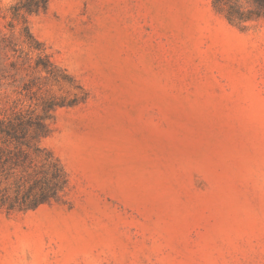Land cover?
Wrapping results in <instances>:
<instances>
[{
	"label": "rangeland",
	"instance_id": "rangeland-1",
	"mask_svg": "<svg viewBox=\"0 0 264 264\" xmlns=\"http://www.w3.org/2000/svg\"><path fill=\"white\" fill-rule=\"evenodd\" d=\"M18 1L0 0V117L66 101L42 145L69 184L0 209V264H264V18L232 24L213 0Z\"/></svg>",
	"mask_w": 264,
	"mask_h": 264
},
{
	"label": "trees",
	"instance_id": "trees-1",
	"mask_svg": "<svg viewBox=\"0 0 264 264\" xmlns=\"http://www.w3.org/2000/svg\"><path fill=\"white\" fill-rule=\"evenodd\" d=\"M49 1L19 0L13 8L16 12L37 13L46 9ZM213 5L232 24L264 18V0H213ZM37 63L53 76L59 75L47 55L41 54ZM66 104L64 100L46 98L39 113L20 109L0 117V209L26 212L65 194L69 184L66 170L42 145V139L50 133L47 120L51 112Z\"/></svg>",
	"mask_w": 264,
	"mask_h": 264
}]
</instances>
